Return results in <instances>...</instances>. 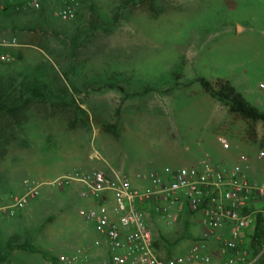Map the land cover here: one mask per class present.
<instances>
[{
	"label": "rangeland",
	"instance_id": "374dc122",
	"mask_svg": "<svg viewBox=\"0 0 264 264\" xmlns=\"http://www.w3.org/2000/svg\"><path fill=\"white\" fill-rule=\"evenodd\" d=\"M1 5L0 38L16 44L0 60V264H58L59 254L90 240L83 233L100 237L78 214L76 186L42 185L23 207L6 210L33 185L80 169L76 162L150 174L204 158L230 169L246 154L260 172L264 122L230 113L199 79L231 81L264 112V0H86L70 21L56 16L54 1L37 10L26 0ZM96 96L103 98L93 103ZM121 99L126 110L118 112ZM171 211L162 218L146 207L157 253L174 260L201 227L198 212ZM263 245L264 234L245 237L251 264H264Z\"/></svg>",
	"mask_w": 264,
	"mask_h": 264
},
{
	"label": "built area",
	"instance_id": "2783aa9c",
	"mask_svg": "<svg viewBox=\"0 0 264 264\" xmlns=\"http://www.w3.org/2000/svg\"><path fill=\"white\" fill-rule=\"evenodd\" d=\"M49 1L58 4L55 11L58 18L70 21L76 18L86 0ZM43 2L26 0L35 10ZM0 8H3L1 0ZM15 44V38H0V60L9 59L4 50ZM258 87L264 89V81H259ZM217 139L223 148L230 147L223 136ZM257 147L259 173L254 171V164L246 154L238 156L230 169H220L204 158L196 166L165 173L152 171L144 188L132 185L125 174L73 169L33 185L6 210L12 214L14 209L23 207L39 193L42 185L78 188L79 197L89 203L80 207L78 214L93 224L100 237L85 242L71 254H59L58 264H86L94 247L104 248L106 252L97 264H208L213 257L221 259L222 264H251L245 237H253L259 220L264 224V127ZM147 206H151L156 217L162 218L169 217L172 206L199 213L201 231L189 253L174 260L159 256L147 223Z\"/></svg>",
	"mask_w": 264,
	"mask_h": 264
},
{
	"label": "crops",
	"instance_id": "0c3cea01",
	"mask_svg": "<svg viewBox=\"0 0 264 264\" xmlns=\"http://www.w3.org/2000/svg\"><path fill=\"white\" fill-rule=\"evenodd\" d=\"M237 28H238L239 33H242L244 31L243 26L240 25V24H238V23H237ZM217 80H223V79H217ZM227 81H229V80H227ZM229 82L231 83V85H233L237 89L238 85L233 84L231 81H229ZM97 98L102 99L103 97L102 96H96L91 101H94L93 103H96L98 101ZM155 101H156V99H155ZM114 103L116 104V108L115 109L118 110V112H120V110H122V111H125L126 110V107L124 105L127 102L125 100H123V99H121L119 101L118 100H115V102H113V104ZM119 118H120V116L118 117L117 122H120V119ZM117 122L115 123V126H118L117 125ZM121 122H123V120H121ZM120 128H121V133H124V130L127 129L128 127H127L126 124H124V125L121 124ZM105 133L106 132H103V134H105ZM96 134L97 135L98 134L100 135L101 132L97 131ZM75 142H74V145H75ZM76 165L80 168V170L82 169L83 171H89V170H93V169H99V167H96L94 165H91L90 166V164L89 163L87 164V162H81V161L80 162H76ZM167 167L168 166H165L164 168H155L153 171H157V172H160V173H165L166 170H174V169H177V168L169 169ZM64 169H68V168H64ZM108 170H109V172H106V173H109L110 175H113V174H116V173L125 174L128 177V179L130 180V182L132 183V185H134L135 187H137V186H141L142 187V185H148L149 184V180H150L149 179V175L150 174L147 173L146 171L142 170L141 167L140 168H138V167L132 168L131 170H129V172L128 171L127 172H125V171L124 172L123 171L120 172V171H118V170H116L114 168H109ZM72 188L70 187L68 189H72ZM77 197H79L78 196V193H77ZM79 199H80L79 201L81 203L80 207L88 206L89 205L88 201L83 200L80 197H79ZM170 210H173L174 214L172 213V211H171V213L176 218L177 215L179 214V212L184 211V210H187V209L186 208L178 209L177 206H172L170 208ZM196 220L198 221V219H196ZM199 226L201 227L200 221H199ZM200 231H201V228H200ZM152 233H153V238H154V245H155V247H157V245H158L157 244L158 243L157 241L160 240V239H158V236L156 235V233L153 230H152ZM82 236L87 237V239H90V240L94 239L88 233H86V234L83 233ZM105 254H106V252H105L104 248L94 247L92 249V251L90 252V259H92L94 261H98Z\"/></svg>",
	"mask_w": 264,
	"mask_h": 264
},
{
	"label": "trees",
	"instance_id": "16d2710c",
	"mask_svg": "<svg viewBox=\"0 0 264 264\" xmlns=\"http://www.w3.org/2000/svg\"><path fill=\"white\" fill-rule=\"evenodd\" d=\"M199 81L206 92L227 106L230 113L237 114L244 119L253 121L261 120L264 122V112L260 111L256 106L248 102L241 92L231 85L229 81L216 80L215 82H211L203 78H200ZM0 107H4L1 102ZM9 111L11 112L12 110ZM263 234L264 224H262L261 220H259L253 237H261Z\"/></svg>",
	"mask_w": 264,
	"mask_h": 264
}]
</instances>
